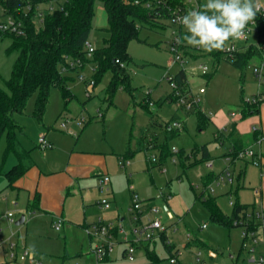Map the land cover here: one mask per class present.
Listing matches in <instances>:
<instances>
[{
  "label": "rangeland",
  "instance_id": "374dc122",
  "mask_svg": "<svg viewBox=\"0 0 264 264\" xmlns=\"http://www.w3.org/2000/svg\"><path fill=\"white\" fill-rule=\"evenodd\" d=\"M261 2L264 3V0ZM49 5L50 2H44L40 8ZM103 11L102 1L96 0L89 38L96 48L102 47L104 39L108 37V23L100 22ZM138 24H142L138 36L128 47L132 58L127 66L132 90L120 88L112 101L107 100L106 87L111 77V74L107 73L99 83L92 85L89 93L94 64L87 62L67 73V87L71 92L69 100L60 87L51 88L42 120L34 115L35 93L29 98L25 112L14 113L19 126L18 138L27 148H35L39 137L48 132L56 138V146L61 144L60 141L67 146L72 142L87 150L104 152L116 201L107 210L94 203L96 197L101 198L106 192L100 188L98 176L92 175L91 181L86 185V191L89 193L88 204L83 203L80 194L68 195L65 210L73 219H66L65 226L57 231L50 221L29 222L28 217L21 225L11 222L8 216L10 210L17 219L25 211L29 216L33 212L23 207V201H19L20 204L16 206L11 196L7 197L11 203L10 209L7 210L4 206L7 202L0 195V237L16 241L28 237L27 247H35L36 257L41 264H201L196 258L198 249L204 250L203 258L207 264H250L247 258L249 249H242L241 227L228 226L213 219L201 196L215 195L221 210L231 217L234 207L229 201L237 200L238 196L234 192H225L224 184L212 183L215 191L207 190L205 177L211 171L207 162L213 160L216 167L221 165L220 157L228 151L229 144L225 140L227 133L223 128L224 145L218 142L217 127L226 122L224 127L229 129V120L234 119L232 114L238 118L242 130L251 126L253 114L245 117L241 115L248 99L252 100L256 94H261V108L264 113V84L259 85L254 73V68L261 63V57H250L242 68L235 66L225 57L219 60L211 55L197 59L185 58V69L193 91L198 93L201 87L206 89V92L200 95L201 107L211 120L207 125L199 127L195 114L188 113L175 101L165 100V96L172 92L168 78L180 69V66L173 62L174 55L170 48L175 24L171 19L167 20L165 25L154 26L140 21ZM10 42L9 38L0 40L1 86L10 76L17 55L16 52L6 51ZM253 43H258L254 30L247 40V44ZM200 63L208 66L207 75L197 68ZM147 91H150V98L154 102V106L148 108L143 105ZM175 120L181 121L184 127L172 136L167 124L172 125ZM151 139L160 145L184 149L187 154L191 153V156L176 162L170 156L162 164L150 167L152 156L156 155L158 159L161 152L160 147L148 146ZM140 144L143 147L139 150ZM204 144L210 151L209 157L206 158L200 150ZM5 149L4 135L0 140V167L3 164L8 167L17 161L13 153L5 158ZM42 151L40 153H48L49 149L42 148ZM129 152L134 155L129 156L130 162L123 165V157ZM234 183L236 186V179ZM5 186L7 177L5 173L0 172V192L10 193L4 189ZM132 188L139 193L141 200L160 207V211L154 213L152 218H161L167 229L162 236L156 233L153 241L149 242L150 250H153L159 259L151 262L144 244L145 246L138 249L136 258L130 260L123 253L125 239L119 236L110 257L98 260L93 249L99 244V238L92 225L100 216L109 223L114 222L119 215L127 216L122 226L130 239V228L134 226L129 213ZM170 193L172 197L168 204L173 216H169V211L165 209L164 195ZM239 198L242 202L253 201L255 197L251 190L245 193L240 190ZM87 227L90 232H87ZM256 248V254L264 253L263 245ZM6 250V244H0V264H15L9 260ZM172 257L177 259L176 263L171 261Z\"/></svg>",
  "mask_w": 264,
  "mask_h": 264
},
{
  "label": "trees",
  "instance_id": "16d2710c",
  "mask_svg": "<svg viewBox=\"0 0 264 264\" xmlns=\"http://www.w3.org/2000/svg\"><path fill=\"white\" fill-rule=\"evenodd\" d=\"M95 1L0 0L6 13L22 18L25 24L23 34H6L1 38V40L11 39L6 51L17 54L10 76L4 80L3 86L0 85V140L4 135L6 136L5 158L12 153L17 158V162L10 169L4 171L9 185H13L35 163L31 155L32 149L25 147L18 138L19 126L14 118V113L26 111L28 100L32 94H36L34 115L42 120L51 88L60 87L69 100L71 92L67 87L69 80L67 73L84 66L87 62L94 64L92 77L94 83H99L107 73L111 74L106 87L107 100L112 101L120 88L132 90L127 67L132 58L128 47L130 42L138 36L142 25L138 24V21L154 26L165 25L166 21L172 18V10L177 6H184V0H101L107 14L108 37L104 39L103 46L95 47L90 55L88 44L95 16ZM198 1L200 5L206 2ZM44 2H51L50 5L53 9L48 6L41 8L43 17L40 20L38 7L40 8ZM255 18L259 27L258 43L246 44L245 47L235 51L233 59L225 56L223 50L206 53L202 49L183 43L181 49L184 55L192 59L204 55L214 56L217 60L225 57L235 66L242 68L250 57L254 55L264 57V48H261L264 46V18L258 13ZM184 32L185 30H182L181 35ZM173 78L182 89L187 86L188 76L184 69L180 68ZM149 99L151 98L149 97ZM145 100L143 105L148 108L150 106L148 99L145 98ZM165 100L176 102L177 97L170 93L165 97ZM262 101L263 99L255 102L246 101L242 116L258 113ZM187 112L196 115L199 127L207 125L210 121L201 104ZM167 127L172 136L178 131L170 123L167 124ZM228 135L235 139L237 146H241V139L235 131L234 123ZM148 146L151 148L160 147L161 150L157 161L150 159V167L162 164L173 154L170 147L164 144L160 145L153 139L150 140ZM141 147L143 145L140 144L139 150ZM200 150L203 157H209L207 145H202ZM192 153L194 154V152ZM190 156L191 153L187 154L184 149H180L178 154L180 161ZM215 177L216 175L212 172L206 175V188ZM201 198L204 199L212 218L228 226L233 225V220L240 216L241 212H245L253 206L252 204H242L236 200L233 213L229 217L219 207L216 196L202 194ZM145 245L149 260L157 261L159 258L153 250H150L149 243ZM233 264H239V262Z\"/></svg>",
  "mask_w": 264,
  "mask_h": 264
},
{
  "label": "built area",
  "instance_id": "2783aa9c",
  "mask_svg": "<svg viewBox=\"0 0 264 264\" xmlns=\"http://www.w3.org/2000/svg\"><path fill=\"white\" fill-rule=\"evenodd\" d=\"M51 3V2H50ZM200 6V2L198 0H184V6H177L172 10V18L171 21L175 24V30L173 31V40L171 42L170 48L173 52V62L177 63L181 69H185L186 59L188 56L184 55L183 50L181 49L182 44H177L176 39L178 36H181L182 30H185L181 24L176 21L178 16H183L186 14L187 11L196 9ZM48 7L52 8V5ZM2 4H0V40L6 34H14V35H21L25 31V24L22 18L16 17L13 14L6 13ZM258 14L264 18V10L258 12ZM38 17L41 20L42 16V9L38 7ZM253 30L258 35L259 27L258 21L255 18L254 22H250L246 28V35L239 39V40H229L226 43V47L223 50L224 55L233 59L234 52L240 50L242 47H245L247 44V40L249 35L253 32ZM244 43V44H242ZM246 43V44H245ZM88 53L94 51L95 47L89 43L88 44ZM198 69L202 70L204 75H207L208 66L205 64L200 63L197 66ZM187 72V71H186ZM255 76L258 79L259 85L264 84V57L261 58V63L259 66L254 68ZM175 75V74H174ZM172 75L168 78L171 88L172 94L177 97V104L179 107L190 111L195 107L201 104L200 95L206 92L204 87L199 89L198 93L193 91V88L188 81L187 78V86L182 89L177 81L173 78ZM94 84V80L91 79L89 81V90L91 92V87ZM258 96H254L253 99H248V102H255L261 99V95L257 94ZM150 91H147V99L150 106H154V102L152 99H149ZM173 128L177 130H181L184 125L181 121L175 120L171 125ZM256 130L255 127H253ZM227 132L228 129L223 128ZM222 135H224L222 128L219 132L216 133V138L222 140ZM39 144L43 148H52L53 143L45 136L41 135L39 137ZM256 145V148H255ZM264 145V134H259L256 137L255 143L252 145H248L246 147L236 149L231 148L224 156L226 163L228 164L218 175H216L215 179L208 185L207 190L209 189L211 192H214L215 189L211 185L212 183H216V185H232L234 182V174L230 170V164L237 160V159H246L254 165L262 166V146ZM172 155L171 157L174 162H176L178 158V154L180 149L177 147L171 148ZM152 160L156 161V155L152 156ZM130 160L128 158H123L122 164L125 165L129 163ZM208 167L210 169H214V161L209 160L207 162ZM98 181L100 188L106 192L101 198L97 200V205L103 209L107 210L111 208L112 201L107 196L110 192V183L111 177L108 173L105 172H98ZM256 194L260 195V191L256 190ZM172 197L171 193L168 195H164L165 199V209L167 212L169 211V216H173V212L168 207V200ZM236 200L230 199L229 203L231 206L235 205ZM160 211V207L156 205L150 204L146 200H141L139 194L134 191L132 195V205L129 208L130 213V221L133 223L134 226L130 228V239L127 235V232L123 228L122 224L115 223V222H106L103 217H99L97 221H95L92 227L96 230L99 244L93 249L96 257L98 260L107 259L110 257L111 252L114 249V245L116 244V239H118V233L123 235V239H125V249L124 254L130 260H134L137 255V251L141 246H144L147 242L153 241L156 233L159 235H163L164 231H166V227L162 222L161 218H152L154 213ZM8 216L11 222H15L16 218L13 212H8ZM64 224V218L62 216H57L54 218L52 225L57 230L60 231ZM234 226L241 227V235H242V249H249L248 250V261L250 264H264V253L257 252V246L263 245L264 246V209L258 208L256 206H251L245 212H241L240 216L233 220ZM87 232H90V228H86ZM6 244L7 250L6 255L8 256L10 261H14L15 264H41V261L37 259L36 254L34 257H29L28 255V247L20 246L18 241L13 239H2L0 237V244ZM178 250V249H176ZM203 249L197 250V261L201 264H207L208 262L203 258ZM171 261L176 263L177 259L172 257Z\"/></svg>",
  "mask_w": 264,
  "mask_h": 264
},
{
  "label": "crops",
  "instance_id": "0c3cea01",
  "mask_svg": "<svg viewBox=\"0 0 264 264\" xmlns=\"http://www.w3.org/2000/svg\"><path fill=\"white\" fill-rule=\"evenodd\" d=\"M101 16L103 18L100 19V22L105 21L106 23L107 14L105 9ZM169 94L170 93H168L165 97H167ZM261 105L259 107L258 115L253 113V117L250 120L251 126L248 129L242 130L240 128L239 121L237 120L238 118L234 114H232L234 119L229 120V129L224 127V125L226 126V122L224 125L217 127L218 130L221 128L228 129L226 132L227 135L225 134V140L228 141L229 144L228 151L231 148L240 149L248 145H252L255 143L256 137L259 134H264V113ZM209 119L211 120L210 116ZM233 123L235 126V131L238 133L239 138L241 139V146H237L235 139L228 135L230 134ZM253 127H255L256 130H254ZM43 135H45L53 143V147L49 148L48 153H40L43 147L39 143L36 144L35 148H30L32 149L31 155L35 161L34 165L31 166L22 177L16 180L13 185H9L7 179V186H5L4 189L6 191L9 190L11 194H4V192H0V195L2 196L3 200H6L7 202L4 205L7 210H9L11 207V203L8 202V196L12 197V201L16 202V206L20 204L19 201H23L25 205L23 207H25L27 210L31 209L33 213L30 216L28 215V212L25 211V221L28 220L29 217V222L34 220L41 222L50 221L52 224L55 217L62 216L64 218V227L66 224V219H73L72 216L65 210L67 196L80 194L82 196L83 203L87 205V201H89V193L86 191V185L89 181H91L90 177L92 175H97L98 172L108 173L111 177V173L109 171L108 162L106 159L107 157L104 152L87 150L72 144V142L67 146V144H64L60 141L61 144L56 146V138L53 136V134L50 135L48 132H45ZM216 139L220 144L224 145L225 140H220L218 138ZM228 151L221 155V165L218 167L214 165V169L210 171L214 173V175H218L228 165L224 158ZM262 152V166L254 165L246 159H237L230 164V170L233 172L234 177L237 180V184L236 186L235 183L232 185H225V192L236 193L238 196L237 201L242 204H252L258 208L264 209V145L262 146ZM133 155V152H129V154L125 155L123 158H128L129 156ZM16 162L17 161L13 162V164L8 167L7 165L3 164L0 167V172L4 173V171L10 169ZM110 188L111 190L109 192V196H107L110 198L112 203H114L116 198L114 195L112 178ZM240 190H243L244 193L248 190H251L255 197L254 200H243L241 202L239 198ZM256 190L260 191V195L256 194ZM134 191L135 189L132 188L130 193L131 199ZM99 197L100 196L95 198L94 203L96 205ZM118 217L119 218H116L114 222L122 224L127 216L119 215ZM71 219L69 221H71ZM119 236L123 237L121 233H118V238ZM28 240V237H25L22 239L19 238L17 241L20 246L27 247ZM146 244H148V242Z\"/></svg>",
  "mask_w": 264,
  "mask_h": 264
},
{
  "label": "clouds",
  "instance_id": "9594fccd",
  "mask_svg": "<svg viewBox=\"0 0 264 264\" xmlns=\"http://www.w3.org/2000/svg\"><path fill=\"white\" fill-rule=\"evenodd\" d=\"M262 10L264 3L261 0H206L198 8L176 18L185 29L176 43L199 48L206 53L222 51L226 42L246 35L248 24L254 22ZM35 254V247L30 246L29 257Z\"/></svg>",
  "mask_w": 264,
  "mask_h": 264
},
{
  "label": "water",
  "instance_id": "95a60500",
  "mask_svg": "<svg viewBox=\"0 0 264 264\" xmlns=\"http://www.w3.org/2000/svg\"><path fill=\"white\" fill-rule=\"evenodd\" d=\"M24 221H25V215L23 214V215H21V217H19V218L15 221V224H17V225H21V224L24 223Z\"/></svg>",
  "mask_w": 264,
  "mask_h": 264
}]
</instances>
